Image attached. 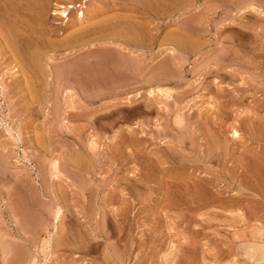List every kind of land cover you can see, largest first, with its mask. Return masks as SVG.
Masks as SVG:
<instances>
[{
	"label": "rangeland",
	"instance_id": "obj_1",
	"mask_svg": "<svg viewBox=\"0 0 264 264\" xmlns=\"http://www.w3.org/2000/svg\"><path fill=\"white\" fill-rule=\"evenodd\" d=\"M1 21L0 264H264V0H0Z\"/></svg>",
	"mask_w": 264,
	"mask_h": 264
},
{
	"label": "bare ground",
	"instance_id": "obj_2",
	"mask_svg": "<svg viewBox=\"0 0 264 264\" xmlns=\"http://www.w3.org/2000/svg\"><path fill=\"white\" fill-rule=\"evenodd\" d=\"M25 1H26V0H25ZM37 1H38V0H37ZM19 2H20V1H19ZM19 2H18V3H19ZM28 2H29V1H28ZM8 3H10V2H8ZM16 3H17V2H16ZM32 3H33V2H32ZM36 3H37V2H36ZM38 3H40V2H38ZM23 4H24V3H23ZM27 4H28V3H27ZM5 5H6V4H5ZM8 5H10V4H8ZM12 5H13V4H12ZM16 5H18V4H16ZM16 5H15V6H16ZM35 5H36V4H35ZM43 5H44V4H43ZM23 6H24V5H23ZM30 6H31V4H30ZM8 7H9V6H8ZM16 7H17V6H16ZM25 7H26V6H25ZM32 7H33V6H32ZM45 7H46V6H45ZM11 8H12V7H11ZM17 8H18V7H17ZM19 8H20V7H19ZM26 8H27V7H26ZM67 8H68V7H67ZM69 8H72V7H69ZM9 9H10V8H9ZM27 9H28V8H27ZM36 9H38V8H36ZM36 9H35V10H36ZM41 9H42V7H41ZM23 10H24V8H23ZM23 10H22V11H23ZM6 11H7V10H6ZM10 11H11V10H10ZM14 11H15V10H14ZM17 11H18V10H17ZM20 11H21V10H20ZM36 11H37V10H36ZM36 11H35V12H36ZM39 11H40V10H39ZM39 11H38V12H39ZM7 12H8V11H7ZM41 12H42V11H41ZM14 13H15V12H14ZM14 13H13V14H14ZM11 14H12V13H11ZM16 14H17V13H16ZM18 15H19V14H18ZM20 16H21V15H20ZM80 16L83 18L84 13H81ZM8 19H9V18H8ZM14 19H15V18H14ZM19 19H20V18H19ZM18 21H19V20H18ZM8 22H9V21H8ZM0 23H2V21H1ZM4 25H6V24H4ZM2 26H3V25H2ZM6 26H7V25H6ZM6 26H5V27H6ZM14 26H15V25H14ZM78 27H79V26H78ZM6 28H7V30H8V27H6ZM6 28H5V29H6ZM10 28H11V27H10ZM12 28H13V27H12ZM79 28H81V27H79ZM88 28H89V27H88ZM75 29H76V28H75ZM1 30H2V28H1ZM1 30H0V31H1ZM21 30H22V29H21ZM21 30H20L19 33H21ZM86 30H87V29H86ZM88 30H90V29H88ZM88 30H87V31H88ZM8 31H9V30H8ZM11 31H12V30H11ZM15 31H16V30H15ZM17 31H18V30H17ZM72 31H73V30H72ZM82 31H83V30H82ZM5 32H6V30H5ZM9 32H10V31H9ZM83 32H84V31H83ZM1 33H4V32H1ZM22 33H23V32H22ZM67 33H68V32H67ZM81 33H82V32H81ZM14 34H15V33H14ZM71 34H72V33H71ZM74 34H75V33H74ZM74 34H72V35H74ZM79 34H80V33H79ZM83 34H84V33H83ZM88 34H89V33H88ZM90 34H91V33H90ZM23 35H24V33H23ZM75 35H76V34H75ZM4 36H5V35H4ZM6 36H7V35H6ZM6 36H5V37H6ZM13 36H15V35H13ZM16 36H17V35H16ZM24 36H25V35H24ZM84 36H85V35H84ZM87 36H88V35H87ZM90 36H91V35H90ZM0 37H1V36H0ZM19 37H20V36H19ZM21 37H22V36H21ZM11 38H12V37H11ZM13 38H15V37H13ZM70 38H72V37H70ZM100 38H101V37H100ZM100 38L98 37L99 40H100ZM6 39H7V38H6ZM9 39H10V38H9ZM66 39H67V38H66ZM72 39H75V37L72 38ZM82 39H83V38H82ZM93 39H94V38H93ZM160 39H161V38H160ZM13 40H14V39H13ZM70 40H71V39H70ZM87 40H88V39H87ZM90 40H91L92 42H94V41H98V40H95V39L92 40V38H90ZM101 40H102V38H101ZM177 40H179V39H177ZM187 40H188V39H187ZM187 40H186V41H187ZM190 40H191V39H190ZM18 41H19V40H18ZM18 41H17V42H18ZM170 41H171V40H170ZM182 41H183V40H182ZM9 42H10V41H9ZM17 42H16V40H15V43H17ZM25 42L28 43L27 40H26ZM25 42H24V43H25ZM60 42H61V41H60ZM72 42H75V41H72ZM72 42H71V43H72ZM76 42H77V39H76ZM84 42H87V41H84ZM92 42H91L90 44H93V45H94V43H92ZM99 42H100V41H99ZM115 42H116V41H115ZM167 42H168V41H167ZM175 42H176V40L173 41V43H175ZM6 43H7V42H6ZM22 43H23V42H22ZM26 43H25V46H27ZM29 43H30V41H29ZM50 43H51V41H50ZM61 43H62V42H61ZM71 43H70V45H71ZM78 43H79V42H77V43H75V44H76V45H79L80 43H79V44H78ZM170 43H171V42H170ZM183 43H184V42H183ZM2 44H3V43H2ZM10 44H11V43H10ZM30 44H31V43H30ZM32 44H33V43H32ZM86 44H89V43H86ZM102 44H103V43H102ZM117 44H118V43H117ZM167 44H168V43H167ZM181 44H182V42H181ZM187 44H189V43L187 42ZM21 45H23V44H21ZM70 45H69V46H70ZM73 45H74V44H73ZM76 45H75V47H78V46H76ZM80 45H81V44H80ZM80 45H79V46H80ZM169 45H170V44H169ZM177 45H178V44H177ZM179 45H180V44H179ZM13 46H14V45H13ZM29 46H31V45H29ZM29 46H28V48H29ZM88 46H89V45H88ZM174 46H175V45H174ZM187 46H188V45H187ZM21 47H22V46H21ZM23 47H24V45H23ZM63 47H64V46H63ZM66 47H67V46H66ZM70 47H71V46H70ZM75 47H74V48H75ZM176 47H177V46H176ZM180 47H183V46H180ZM10 48H11V47H10ZM50 48H51V47H50ZM71 48H72V47H71ZM119 48H120V47H119ZM183 48H184V47H183ZM24 49H25V48H24ZM29 49H31V48H29ZM33 49H34V48H33ZM56 49H57V48H56ZM56 49H55V50H56ZM128 49H129V48H128ZM15 50H17V49H15ZM20 50H21V49H20ZM25 50H27V48H26ZM36 50H37V49H36ZM185 50H186V49H185ZM185 50H184V52H186ZM12 51H13V50H12ZM12 51H11V52H12ZM31 51H32V49H31ZM37 51H39V50H37ZM114 51H115V50H114ZM119 51H120V50H119ZM180 51H181V50H180ZM190 51H191V50H190ZM112 52H113V51H112ZM124 52H126V51H124ZM161 52H162V51H161ZM13 53H14V52H13ZM17 53H18V50H17ZM21 53H22V57H23L22 59H24L25 62H24V61H21V63H18V64L20 65V64H22V63L24 62V63L27 65V61H28L29 54H28L27 52H25V51L22 50L21 52L19 51V55H20V57H21ZM29 53H30V50H29ZM32 53H33V51H32ZM32 53H31V54H32ZM107 53H108V52H107ZM109 53L112 55L111 51H110ZM109 53H108V54H105V53H104V54H101V55H102V56H103V55H104V56L108 55L109 58L112 57V56H114V54H113L112 56H109V55H110ZM113 53H114V52H113ZM115 53H116V52H115ZM118 53H119V52H118ZM120 53H121V52H120ZM120 53H119V55H121ZM27 54H28V55H27ZM31 54H30V56H31ZM123 54H124V53H123ZM123 54H122V55H123ZM65 55H66V54H65ZM117 55H118V54H117ZM14 56H15V55H14ZM37 56H38V55H37ZM68 56H69V55H68ZM115 56H116V54H115ZM126 56H127V55H126ZM172 56H173V55H172ZM31 57H33V54H32ZM38 57H39V56H38ZM120 57L123 58L122 56H120ZM33 58H34V57H33ZM35 58H36V57H35ZM39 58H40V57H39ZM39 58H38V60H39ZM42 58H43V56H42ZM109 58H106V59H109ZM116 58H117V56L114 57V58L112 57L111 60H112V59H115V60L118 62L119 60H117V59H118L119 57H118L117 59H116ZM121 58H119V59H121ZM13 59H16V57L13 58ZM22 59H21V60H22ZM40 59H41V58H40ZM53 59H54V58H53ZM33 60H34V59H33ZM50 60H51V59H50ZM109 60H110V59H109ZM111 60H110V61H111ZM115 60H113V62H116ZM122 60H123V59H122ZM124 60H126V62H127V59H126V58H125ZM133 60H135V59H133ZM29 61H30V58H29ZM34 61H36V60H34ZM39 61H40V60H39ZM128 61H129V60H128ZM130 61H131V60H130ZM130 61L127 62V63H128V64H127V67H129L128 65L131 64ZM156 61H157V60H156ZM32 62H33V61H32ZM40 62H41V61H40ZM117 62H116V63H117ZM122 62L125 63V61H121L120 64H122ZM131 62H132V61H131ZM15 63H16V62H15ZM33 63H34V62H33ZM118 63H119V62H118ZM133 63H134V62H133ZM139 63H140V62H139ZM31 64H32V63H31ZM35 64H36V62H35ZM38 64H41V63H38ZM134 64H135V63H134ZM28 65H30V63H29ZM131 65H133V64H131ZM137 65H138V63H137ZM141 65H142V64H141ZM21 66H22V65H21ZM33 66H34V65H33ZM38 66H39V65H37V69L42 68V67H39V68H38ZM42 66H43V65H42ZM121 66H122V65H121ZM18 67H19V66H18ZM22 67H24V65H23ZM115 67H116V66H115ZM130 67H132V66H130ZM118 68H119V67H118ZM134 68H135V67H134ZM134 68L132 67V70H133ZM149 68H150V67H149ZM124 69H125V68H124ZM136 69H137V68H136ZM138 69H139V68H138ZM25 70H28V69H25ZM21 71H22V70H21ZM38 71H40V70H38ZM64 71H65V70H64ZM134 71H136V70H134ZM139 71H140V69H139ZM161 71H162V70H161ZM25 74H26V73H25ZM26 81H27V79H26ZM32 85H33V84H32ZM28 86H29V85H28ZM30 87H31V86H30ZM28 90H29V89H28ZM33 91H34V89H33ZM257 122H258V124H257V131H256V132H257V141H258L259 145H261V143H262V141H263L262 138H261V137H262V136H261V133L263 134L264 132H262V127H261V124H260V120L257 121ZM234 133H235V132H234ZM236 133H237V131H236ZM259 153H260V152H259ZM259 156H260V155H258V160H257V161H258V164H257V175H256V179H257L258 183L260 182V180H261V176H262V175H261V172H262V171H261V165H260V159H261V157H259ZM251 247H252V246H251ZM255 248H256V247H255ZM257 248H258V247H257ZM262 248H263V247H262ZM258 249H259V248H258ZM256 250H257V249H256ZM256 250H255V251H256ZM260 250H261V249H260ZM260 250H259L258 252H260ZM247 251H248V250H247ZM250 251H253L252 248H251ZM255 251H254V252H255ZM250 254H252V253H250ZM255 254H256V253H255ZM255 254H253V255H249V256L251 257V259H253V258L256 259V257H257L258 255L256 256ZM260 255H261V254H260ZM263 255H264V252H263ZM263 255H261L262 258H263ZM250 257H249V258H250ZM260 258H261V257H260ZM257 260H258V259H257ZM251 261H252V260H251ZM258 261H259V260H258ZM260 262H261V261H260Z\"/></svg>",
	"mask_w": 264,
	"mask_h": 264
}]
</instances>
